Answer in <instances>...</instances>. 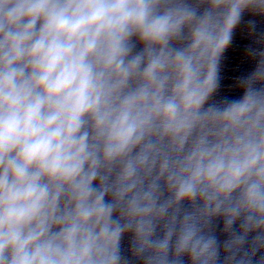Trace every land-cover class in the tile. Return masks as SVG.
I'll use <instances>...</instances> for the list:
<instances>
[{
    "label": "clouds",
    "instance_id": "1",
    "mask_svg": "<svg viewBox=\"0 0 264 264\" xmlns=\"http://www.w3.org/2000/svg\"><path fill=\"white\" fill-rule=\"evenodd\" d=\"M0 264H264V0H0Z\"/></svg>",
    "mask_w": 264,
    "mask_h": 264
}]
</instances>
